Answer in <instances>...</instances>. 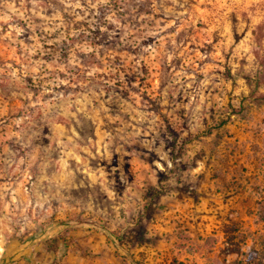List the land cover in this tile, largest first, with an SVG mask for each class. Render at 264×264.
<instances>
[{
	"label": "rangeland",
	"instance_id": "obj_1",
	"mask_svg": "<svg viewBox=\"0 0 264 264\" xmlns=\"http://www.w3.org/2000/svg\"><path fill=\"white\" fill-rule=\"evenodd\" d=\"M47 226V264H264V0H0V264Z\"/></svg>",
	"mask_w": 264,
	"mask_h": 264
},
{
	"label": "crops",
	"instance_id": "obj_2",
	"mask_svg": "<svg viewBox=\"0 0 264 264\" xmlns=\"http://www.w3.org/2000/svg\"><path fill=\"white\" fill-rule=\"evenodd\" d=\"M58 228L49 226L33 233L29 238L22 241H10L6 245L7 260L14 264H47L51 261L52 256L48 254H37L43 243L54 238L58 232Z\"/></svg>",
	"mask_w": 264,
	"mask_h": 264
},
{
	"label": "trees",
	"instance_id": "obj_3",
	"mask_svg": "<svg viewBox=\"0 0 264 264\" xmlns=\"http://www.w3.org/2000/svg\"><path fill=\"white\" fill-rule=\"evenodd\" d=\"M68 225L72 226V225H75V223H71V222H70V223H68ZM83 226H90V227L97 228V226H96V225H94V224H87V223H86V224H83ZM48 227H49V226H47V228H46V229H48ZM61 228H62V226H60V227H59V229H58V232H57L56 234H58V233H59V231H60V229H61Z\"/></svg>",
	"mask_w": 264,
	"mask_h": 264
}]
</instances>
